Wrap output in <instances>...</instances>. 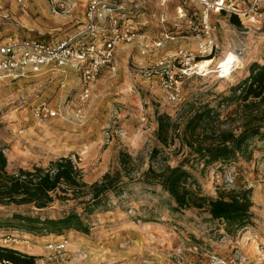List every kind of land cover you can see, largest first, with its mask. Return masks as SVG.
Instances as JSON below:
<instances>
[{
    "label": "rangeland",
    "instance_id": "rangeland-1",
    "mask_svg": "<svg viewBox=\"0 0 264 264\" xmlns=\"http://www.w3.org/2000/svg\"><path fill=\"white\" fill-rule=\"evenodd\" d=\"M255 1L227 0L228 11L210 12L214 48L208 57L197 55L199 44L204 41L199 7L190 3L185 6L195 22L190 28L177 27L172 20L164 25L167 33L174 34L162 39L166 43L162 55L181 49L195 56L196 65L212 61L206 72L196 68V74L183 82L177 105L167 103L158 78L146 76L149 65L135 45H124L118 50L116 77L111 78L106 72L99 77L86 107L87 122L81 127L61 120H37L33 116L34 83L28 79L1 81L0 148L8 159L9 173L34 166L47 169L52 162L70 157L82 170L84 181L91 185L101 181L106 173L119 170L120 154L127 153L132 158L133 177L125 180L130 182L124 191L108 195L105 204L91 215L83 212V206L75 200L62 201L57 195H53L55 201L48 209L33 212L43 219H57L76 210L89 225V234L66 231L62 235H34L15 230L7 227V221L12 213L25 214L27 209L0 207V245L32 253L37 257L36 264H264V205L262 214L252 212L251 226L230 235L224 224L213 221L206 211L175 212V203L160 186L140 182L150 166L155 171L174 168L188 157L190 162L185 169L209 198L242 189H251L254 198L257 187L264 194L263 140L251 142L250 157L205 166L203 161L196 162L188 156L190 149L181 139L189 118L206 104L216 109L224 121L236 105L220 106L223 97L249 77L253 64L264 65V8L252 10ZM29 4L22 7L16 0H0L1 38L51 43L71 32V25L51 16L42 3L32 0ZM177 5L169 4L161 11L154 1L146 11L149 31L160 38L164 30L157 18L151 19V13L158 17L165 12L173 18ZM233 15L239 25L233 24ZM228 54L241 60L243 66L231 64L230 76L224 78L219 65ZM41 89L46 97L50 94V100L56 95L51 94L50 86ZM78 92L81 88L71 91L74 97ZM158 116L169 117L178 128L170 134L168 145L157 140ZM141 118L146 121L143 123ZM223 129L239 133V123L226 122ZM229 174L234 180L227 188L225 180ZM59 245L65 249L56 250Z\"/></svg>",
    "mask_w": 264,
    "mask_h": 264
},
{
    "label": "trees",
    "instance_id": "trees-1",
    "mask_svg": "<svg viewBox=\"0 0 264 264\" xmlns=\"http://www.w3.org/2000/svg\"><path fill=\"white\" fill-rule=\"evenodd\" d=\"M233 24L239 25L236 16ZM249 77L223 97L220 106L236 105L222 121L220 114L209 104L193 113L181 133L182 143L190 149L188 156L196 162L203 161L205 166L217 162H231L238 157H250L251 142L264 141V65L253 64ZM226 122H238L239 133L223 129ZM177 126L167 116H158L157 140L168 145L170 134ZM172 132V133H171ZM157 154V150L153 151ZM177 167H166L155 171L152 166L143 173L142 184L160 186L175 203V212L184 210L206 211L213 221L224 224L228 234L233 235L252 225V190L231 191L218 198H209L192 173L185 169L189 163L186 157ZM132 158L127 153L119 157L120 169L108 172L99 182L91 185L84 181L82 170L70 157L52 162L47 169L34 166L32 169H19L9 173L8 159L0 148V207L26 208L23 213H12L7 227L31 234L62 235L66 231L89 234L90 227L76 210L62 218H42L33 215L50 207L57 195L62 201L75 200L83 206V212L91 215L103 206L108 195L119 194L128 187L133 177ZM60 193V195H58ZM37 257L17 249L0 245L1 264H36Z\"/></svg>",
    "mask_w": 264,
    "mask_h": 264
},
{
    "label": "built area",
    "instance_id": "built-area-1",
    "mask_svg": "<svg viewBox=\"0 0 264 264\" xmlns=\"http://www.w3.org/2000/svg\"><path fill=\"white\" fill-rule=\"evenodd\" d=\"M25 7L32 0H16ZM135 0H46L50 13L54 17L71 19L80 9L85 10L86 24L78 34L59 42H45L32 38L0 37V82L16 81L37 75L44 70H63L71 68L81 75V92L75 109L70 116L79 124L85 121V109L92 96L95 82L105 69L116 71V49L122 44H132L139 36L132 25L127 22L126 11ZM168 0H162L167 3ZM193 4L201 9V32L204 41L199 44L198 56L208 57L213 52V41L209 14L229 10L227 0H185V5ZM264 8V0H256L252 10ZM238 14L237 9H233ZM178 18H187L182 8L176 10ZM193 24L192 21L189 23ZM169 39V34L163 39ZM173 38V37H171ZM146 40V37H143ZM143 56H155L164 47V40L142 42L139 44ZM195 56L183 50L175 55L157 60L145 74L157 75L160 87L168 104L180 103L182 85L185 80L196 74ZM220 70V76L223 74ZM61 115L60 109L53 110L47 106L36 109L34 117L39 121H48ZM144 123L145 118H141ZM75 163V162H74ZM234 176L228 175L225 186L233 184ZM54 246H50L53 249ZM60 251L64 245L55 246Z\"/></svg>",
    "mask_w": 264,
    "mask_h": 264
},
{
    "label": "crops",
    "instance_id": "crops-1",
    "mask_svg": "<svg viewBox=\"0 0 264 264\" xmlns=\"http://www.w3.org/2000/svg\"><path fill=\"white\" fill-rule=\"evenodd\" d=\"M154 1L156 2V5L158 2V6L160 7L161 11H163V9L166 8L169 4L170 5L178 4L177 6H175V16L173 18L169 17L168 14H165V12L159 13L158 17L155 16L153 13H151V19L157 18V22L163 28L162 30H164V32L163 31L161 32L160 38L149 31V29H148L149 24L147 23L148 13L146 11L149 10V7L153 6ZM37 2L42 3L43 4L42 6H44V8H46V9H48V13L51 16H53L50 13L49 6H48L46 0H37ZM28 5H30V4H28ZM185 6H186L185 1H177V0L176 1L175 0H168V2L165 4L162 3V0H135L130 6H128L127 11H126V17H127V22H129V24L132 25L133 30L135 31V33L139 37L136 38L135 42L132 44H122V45H119L117 47L116 58H115V63H116V71L115 72H111L109 69H105L103 72L109 73L111 78H114L117 76V74H118V50L120 49V47H122L124 45H129V46H133V47L135 45L136 46L135 48L139 49V50L138 49L137 50H138L141 58H143L146 61V64L149 65V70L153 67V64L157 60L170 56V55H166V56L162 55V51L166 47L165 42H164V47L161 50H159L155 56H143L141 54V49H140L139 44L142 42L151 43L152 41L162 40L163 35H165V34H169V35L172 34L173 35L174 33H167L165 31L164 25L166 23H169L170 20H172L173 21L172 23H174V25L177 27H180L181 25H185L186 28H190V24H189L190 21H192L193 23H195V22L192 19L193 15H190L191 12L188 9H186ZM178 8H182L185 12H187L188 17L187 18H178L177 13H176V10ZM172 16H173V14H172ZM61 19H64V18H61ZM64 20L67 22V24L71 25V27H72L71 32L64 38V39H66L70 36L78 34L80 31H82L84 29L85 24L87 22L86 17H85V10L83 8H80L74 14L73 18L64 19ZM191 29H192V26H191ZM192 30L195 31L194 28ZM143 37H146V40L143 39ZM64 39H61L59 41H62ZM59 41H57V42H59ZM180 50L181 49H179V51ZM177 52H175L173 54H176ZM149 70H146L145 72H147ZM141 72L143 73L144 71H141ZM154 78H157V77H154ZM25 79H28V81L33 82L35 85V88L33 90L34 91V98H35V101L33 103V105H34L33 116H34V113H35L37 108L45 105V106H47L53 110L60 109V112H61V115H59L57 118L50 119V121L51 120H61L64 122L67 121V122L71 123L72 125H77L80 127L84 126L86 124L87 119H88V115H87L88 111H86V109H85V121L83 124L77 123L70 116L71 112L74 110L72 108L76 106L77 98H78L79 93H80V92H78V94H75V97H74V95H72L71 91L72 90L73 91L79 90L81 88V75L76 70H73L71 68H67V69H63V70H56V71L44 70L43 72H41L37 75H32L29 78H25ZM76 79H77V82L75 83ZM97 81L95 82V84L93 86L92 94H93V91L96 87ZM47 86L51 87V91H52L51 94H53V93L56 94L55 97H53L51 100H50V98H48L50 96V94H49V96L47 95L48 97H46V94H44L45 92H43V89H41V87L46 88ZM252 202H253V207H252L253 214H255V215L262 214L261 213V206L264 205V194L262 193V190L259 189V187H257L256 191L254 192V198H252ZM26 253L32 254L30 252H26Z\"/></svg>",
    "mask_w": 264,
    "mask_h": 264
},
{
    "label": "bare ground",
    "instance_id": "bare-ground-1",
    "mask_svg": "<svg viewBox=\"0 0 264 264\" xmlns=\"http://www.w3.org/2000/svg\"><path fill=\"white\" fill-rule=\"evenodd\" d=\"M212 61H204L202 63H200L198 65L199 69L206 72L207 68L211 65ZM235 63L236 66H238L239 68H242L243 63L241 62V60L237 59L233 54H228L226 55V57L224 58V60H222L221 64L219 65V68H221V73L223 74L224 78H229L230 73H231V64Z\"/></svg>",
    "mask_w": 264,
    "mask_h": 264
}]
</instances>
